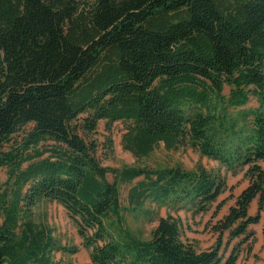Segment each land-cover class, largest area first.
Segmentation results:
<instances>
[{
	"label": "trees",
	"instance_id": "1",
	"mask_svg": "<svg viewBox=\"0 0 264 264\" xmlns=\"http://www.w3.org/2000/svg\"><path fill=\"white\" fill-rule=\"evenodd\" d=\"M252 98L257 108L230 117ZM101 121L107 130L125 123L123 148L138 160L163 143L191 146L234 174L248 167V187L211 227L212 249L185 243L172 215L140 240L122 213L150 217L146 202L205 213L226 191L224 178L204 167H104L92 138ZM260 162L264 0H0V264H67L55 254L77 252L34 220L43 201L65 208L89 264H237L239 246L228 257L222 249L249 240L260 221ZM140 178L123 207L120 185Z\"/></svg>",
	"mask_w": 264,
	"mask_h": 264
},
{
	"label": "rangeland",
	"instance_id": "2",
	"mask_svg": "<svg viewBox=\"0 0 264 264\" xmlns=\"http://www.w3.org/2000/svg\"><path fill=\"white\" fill-rule=\"evenodd\" d=\"M229 92L230 88L226 87L224 94L228 96ZM257 107V101L252 98L251 102L244 109H231L229 111L230 117H235V119L240 118L241 111ZM106 127V122L101 121L97 132L92 135V138L99 144L98 157L101 165L104 167L122 170L126 167L137 166L150 169L181 166L188 171H195L200 167H204L209 172L224 178L227 186L226 191L205 213H196L188 208L176 209L168 205L159 206L151 202H146L144 206V210H149L151 212L150 217H146L145 215L136 217L131 212L122 213L123 226L140 240H149L151 238V232L158 225L159 220L172 215L181 221L182 239L185 243L192 245L198 251L212 249L216 245L218 238L216 233L212 234V225L225 217L230 207L235 205L236 199L242 193H239L238 189L241 188L242 185L240 181L236 185H233V183L237 182L235 181L236 178L238 179L236 175L239 174L242 168L234 174L226 165L202 156L191 146L180 147L178 149H167L163 143H160L148 157L138 160L132 153L123 148V139L126 133L125 123L116 122L111 126L110 130H107ZM81 135L87 140L89 139L88 136H85L83 133H81ZM109 140L113 143L112 148H108ZM108 179L113 182L115 177L113 174L109 173ZM6 180L7 172L5 169H1L0 188L4 186ZM142 180L143 178H140L131 184L120 185V201L123 207H128L129 205L128 195L130 189ZM220 203L223 205L216 214V210ZM33 218L36 222H40L49 227L59 244L66 248L77 249V252L74 254L64 252L56 253L55 259L57 261H63L67 264L90 263L91 250L84 247L83 241L78 234L77 226L61 204L55 201H43L33 209ZM113 234L116 235L117 232L113 231ZM228 239V236L223 238V246ZM236 245H238V242L234 243L233 241L228 251L224 252V249H222V253L225 257L229 256L230 251ZM246 246L248 248L250 243Z\"/></svg>",
	"mask_w": 264,
	"mask_h": 264
},
{
	"label": "crops",
	"instance_id": "3",
	"mask_svg": "<svg viewBox=\"0 0 264 264\" xmlns=\"http://www.w3.org/2000/svg\"><path fill=\"white\" fill-rule=\"evenodd\" d=\"M260 166L264 170V162H260ZM248 170V167H243L239 174L236 175V185L239 181L242 183L241 188L239 189V193H241L247 186L249 185V180L245 178V173ZM240 177V178H239ZM232 186V185H230ZM259 212V200L258 198L254 199L249 208V214L251 216H255ZM261 218L259 223L251 225L249 227V233L252 234V237L244 241V237L239 239H235V242H238L239 246V259L237 264H264V209L261 211ZM212 234H215L212 232ZM216 236H218L216 234ZM225 236H229V233L226 232ZM250 243V246L247 248V244ZM231 247V246H230ZM230 249V248H229Z\"/></svg>",
	"mask_w": 264,
	"mask_h": 264
}]
</instances>
